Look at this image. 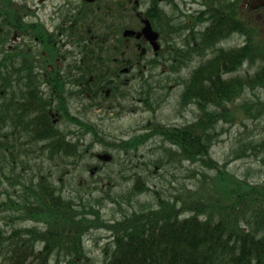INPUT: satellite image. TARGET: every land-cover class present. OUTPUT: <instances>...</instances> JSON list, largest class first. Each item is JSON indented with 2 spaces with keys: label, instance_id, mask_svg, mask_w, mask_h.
Segmentation results:
<instances>
[{
  "label": "trees",
  "instance_id": "trees-1",
  "mask_svg": "<svg viewBox=\"0 0 264 264\" xmlns=\"http://www.w3.org/2000/svg\"><path fill=\"white\" fill-rule=\"evenodd\" d=\"M240 1L203 0V7L192 16L170 23V29L183 39L173 42L168 51L171 57L161 59L162 64L177 73L178 104L193 106L198 111L195 118L180 126L151 120L145 130L109 143L130 154L160 136L166 142L162 145L165 157L158 156L152 163L198 162L208 170L203 171L204 178L176 193L154 189L153 203L140 202L138 197L150 185L145 175L135 171L127 178L131 185L124 192L131 208H120L121 216L113 222L102 219L100 207L89 199L92 184L98 181L86 179L101 168L91 170L92 157L96 159L93 141L108 144L84 117L101 106L88 95L94 90L81 89L88 100L74 116L58 97L61 112L54 123L41 105L49 100L36 97L26 104L18 95L10 96V91H23L22 86H10L13 71L8 67L20 65L12 57L21 51H7L0 64V264H92L83 238L99 227L112 230V242L103 249V264H264V181L236 176L210 151L223 122L247 125L248 119H264V33L256 19L244 17ZM233 34L243 36L244 43L226 45ZM99 65H92L96 81L102 76L97 75L103 69ZM118 92L114 87L106 97L102 91L103 102L112 96L116 99ZM149 101L147 95L142 103L155 112L156 106ZM65 119L84 128L76 131V137L89 133L93 140L83 145L79 139L64 137L60 122ZM241 146L243 155L249 149L264 158V124L260 133ZM45 160L59 167L55 179L43 165ZM70 166L88 169L89 176L78 178L75 193L67 195L66 188L72 184L64 175ZM210 171L214 173H206ZM117 196L108 198L118 207ZM131 200L140 208L133 207ZM27 221L32 225H23Z\"/></svg>",
  "mask_w": 264,
  "mask_h": 264
},
{
  "label": "flooded vegetation",
  "instance_id": "flooded-vegetation-1",
  "mask_svg": "<svg viewBox=\"0 0 264 264\" xmlns=\"http://www.w3.org/2000/svg\"><path fill=\"white\" fill-rule=\"evenodd\" d=\"M245 2L250 6L248 16L251 17L255 12L264 21V0ZM135 3L136 6L130 0L127 1L128 6L132 5L130 13L125 9L124 0H0V25H18L19 28L11 29V36L17 40L20 29L19 39L27 45L22 55L24 82H10V86H22L23 91L19 94V89L10 91V96L17 98L18 95L26 104L33 103L36 97L49 100L41 105H45L53 122H56L60 113V96L62 103L68 106L74 98H79L78 91L82 94L81 89H93V95L90 92L88 95L102 102V91L108 97L112 94L110 86H128L139 82L142 70L146 71L155 65L156 69L163 72L166 68L161 59L168 56L171 43L165 42L163 37L161 27L165 24L162 16L168 14L167 9L171 7L166 0H135ZM131 15L136 18V31L144 26V19L149 20L152 29L159 33L158 49L155 42L146 40L143 35L127 37L114 44L113 34L103 36L101 40L104 43H100L97 35L90 32L94 23L123 24V19ZM87 25L90 28L82 32L81 27ZM5 30L8 28L5 27ZM78 30L81 33H76ZM31 41L33 47L30 46ZM109 41L112 47L120 48L125 43L130 49L127 53L121 49L120 55L112 58L111 70L107 68V57L101 59L100 66L106 69L105 75H102L101 81L91 83L94 79L90 73L91 64L96 61L92 47L108 46ZM95 54L107 56L106 51L101 50L95 51Z\"/></svg>",
  "mask_w": 264,
  "mask_h": 264
},
{
  "label": "rangeland",
  "instance_id": "rangeland-1",
  "mask_svg": "<svg viewBox=\"0 0 264 264\" xmlns=\"http://www.w3.org/2000/svg\"><path fill=\"white\" fill-rule=\"evenodd\" d=\"M174 1L179 5L178 7L185 10V12L191 11L192 13V11L199 8V4L192 3L191 0ZM240 4H242L241 8L243 13H246L249 4L246 2H241ZM167 11L172 12L173 10L167 9ZM175 14L176 17H178L180 10H176ZM175 22H177V20H175ZM257 24L260 25L261 30L264 31V23L260 21ZM241 42L242 39L234 35L226 45L231 44L235 46ZM246 67L247 66H245L243 70H245ZM159 70L161 71V69H158V71ZM154 75L155 76L148 82H135L128 86H124L125 92L129 94L127 96L128 98L122 100L121 103H124L128 108L133 110L128 109L124 112L121 110L105 112L104 109H94L87 113V117L85 118H88L96 125L100 135L104 137L105 142L108 143L104 144L94 140L91 147L92 152L103 153L107 151L112 154L110 161L99 162L91 156L92 162L94 164H99V167H101L92 177L89 176L88 169L81 168L80 166H70V168H67V173L64 175V179L69 180L72 184L71 187L67 186L66 188L67 195L75 193L73 187L77 184V180L80 177L85 178L89 176L86 178L87 180L98 181L92 184V186H95L90 189L91 198L89 199L92 200L91 203L93 205L100 207L102 219L108 222H113L112 220L121 216L122 212L119 211L120 208L122 210L124 207L131 208L127 206L129 202L124 192L129 188V185H131V183L127 182V178L129 176L132 177L135 171H140V173L145 175L148 179V185H150V190L140 195L138 201H151V203L155 201L152 197V190L158 189L160 192L167 194L171 192L176 193L185 185L196 186L199 180L204 178L203 171H208L201 167V164L198 162L189 163L185 160L182 162H169L167 165H155L152 163L151 161L158 156L163 155V157H165V151L162 145L165 143L164 146H166V142H164L160 136H155L149 140L146 144L141 146L136 153L125 154V152L117 151L110 146L109 143L127 139L134 134V132H140L143 126L151 120L161 121L166 124H183L195 118L196 112L198 111L193 106L187 107V109L185 108L186 110L179 112L178 95L180 87L177 86L175 90L173 89L176 85L174 79L177 73L169 74L160 72V74L156 73ZM147 95L150 99L149 102L153 103V106H156L155 112L146 108L142 103L143 98H146ZM261 97L264 99V91L261 92ZM75 107H77V105ZM75 111H77L76 108ZM262 120L253 121L248 119L246 120L247 125H243L239 121L232 124L223 122L218 128L219 140L213 144L210 150L212 157L219 161V163H225L226 169L231 173L240 178H245L254 182L264 181V158L261 153L253 155L249 149L247 150L248 155H243V146H241V143L246 141L247 138L250 139L253 135L261 132L264 124V119ZM63 128L69 130L73 127L68 124ZM76 136V130L73 135L68 133V137L73 138V140L79 139ZM92 140V135L86 133V135L79 139V142L84 145ZM43 165L55 179L60 172V170L57 169L59 167L53 166L51 161L48 160L43 161ZM206 173L213 174L214 172L210 171ZM108 177L110 179H108ZM83 192L84 191L80 193ZM116 194H118L116 199L120 201V206L118 207L117 204L110 203L109 200V198H114L113 196ZM131 204L133 207H136V209L140 208L138 205L139 203H135L134 200H131ZM23 225L29 226L32 225V222L27 221ZM111 231V229L106 227H99L90 230V232L84 236V245L91 256L90 261L92 264H103L105 256L103 249L107 243L111 244L112 242Z\"/></svg>",
  "mask_w": 264,
  "mask_h": 264
},
{
  "label": "water",
  "instance_id": "water-1",
  "mask_svg": "<svg viewBox=\"0 0 264 264\" xmlns=\"http://www.w3.org/2000/svg\"><path fill=\"white\" fill-rule=\"evenodd\" d=\"M150 26L149 24L147 23L146 24V27L142 28V32H144L148 38H155V36H152V32L150 31ZM135 32L133 30H129L127 29L124 34L128 35V34H134ZM156 35V34H155ZM152 36V37H151ZM99 158H102V159H105V160H108L110 159V156L108 154H102V155H98Z\"/></svg>",
  "mask_w": 264,
  "mask_h": 264
}]
</instances>
